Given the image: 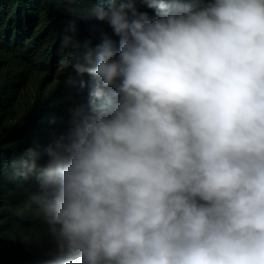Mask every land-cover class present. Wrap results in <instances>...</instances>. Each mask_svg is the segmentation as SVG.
<instances>
[{"label": "clouds", "instance_id": "clouds-1", "mask_svg": "<svg viewBox=\"0 0 264 264\" xmlns=\"http://www.w3.org/2000/svg\"><path fill=\"white\" fill-rule=\"evenodd\" d=\"M86 18L111 30L66 62L89 106L12 162L37 185L22 239L50 237L47 264H264V0H107Z\"/></svg>", "mask_w": 264, "mask_h": 264}, {"label": "trees", "instance_id": "trees-1", "mask_svg": "<svg viewBox=\"0 0 264 264\" xmlns=\"http://www.w3.org/2000/svg\"><path fill=\"white\" fill-rule=\"evenodd\" d=\"M106 3L0 0V264H47L55 255L50 237L22 239L41 227L24 209L37 185L34 177L18 175L12 162L27 147L41 152L66 127L71 107L89 106L88 89L81 87L89 77L66 62L94 47L101 31L111 35L105 23L86 18ZM73 29L77 46L66 47L61 37Z\"/></svg>", "mask_w": 264, "mask_h": 264}]
</instances>
